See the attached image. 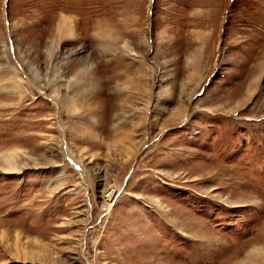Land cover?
<instances>
[{
  "label": "rangeland",
  "instance_id": "374dc122",
  "mask_svg": "<svg viewBox=\"0 0 264 264\" xmlns=\"http://www.w3.org/2000/svg\"><path fill=\"white\" fill-rule=\"evenodd\" d=\"M0 264H264V0H0Z\"/></svg>",
  "mask_w": 264,
  "mask_h": 264
},
{
  "label": "bare ground",
  "instance_id": "6f19581e",
  "mask_svg": "<svg viewBox=\"0 0 264 264\" xmlns=\"http://www.w3.org/2000/svg\"><path fill=\"white\" fill-rule=\"evenodd\" d=\"M216 11V10H215ZM65 23H66V19H64L63 20V23H62V26H64L65 25ZM112 195H114V192H110L109 194H107V197H106V202H105V204H106V209H108V207L110 206V204H111V202L113 201V199H112V201H111V196Z\"/></svg>",
  "mask_w": 264,
  "mask_h": 264
}]
</instances>
